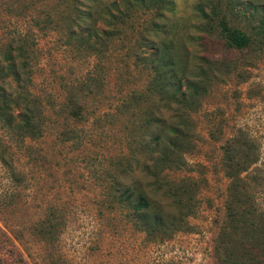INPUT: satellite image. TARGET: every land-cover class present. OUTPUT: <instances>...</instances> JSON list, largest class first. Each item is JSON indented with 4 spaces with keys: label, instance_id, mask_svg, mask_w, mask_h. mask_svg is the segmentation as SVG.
I'll return each mask as SVG.
<instances>
[{
    "label": "rangeland",
    "instance_id": "rangeland-1",
    "mask_svg": "<svg viewBox=\"0 0 264 264\" xmlns=\"http://www.w3.org/2000/svg\"><path fill=\"white\" fill-rule=\"evenodd\" d=\"M97 3L112 5L114 12L126 4L0 0V107L12 116L10 124L0 116V264H221L218 248L230 223L222 146L246 136L261 154L252 173L264 172V0H174L175 18L161 41L175 52L188 84L183 91L206 89L201 98L189 96L199 98L200 108L190 114L194 135L181 143L187 162L182 171L157 164L148 147L158 142L138 135L142 105L119 111L123 98L144 88L146 71L133 56L149 46L139 39L142 32L152 37L156 11L136 4L128 23L118 24L117 37L81 44L91 24L79 22L81 12L96 10ZM220 21L245 32L250 45L229 49L219 36ZM97 25L103 29L105 22ZM93 46L102 54H94ZM24 62L30 75L19 73L18 80L11 70ZM92 77L100 82L78 102L84 118L69 117V92ZM27 105L40 114V137L19 122ZM69 132L72 139L64 140ZM121 159L134 163L121 170ZM135 164L155 168L162 181L200 179L199 206L183 233L168 239L148 235L127 209L111 203L110 176L147 180L140 168L133 172Z\"/></svg>",
    "mask_w": 264,
    "mask_h": 264
},
{
    "label": "trees",
    "instance_id": "trees-1",
    "mask_svg": "<svg viewBox=\"0 0 264 264\" xmlns=\"http://www.w3.org/2000/svg\"><path fill=\"white\" fill-rule=\"evenodd\" d=\"M88 1L93 3L95 0ZM125 2V10L114 12L111 9L112 5L97 3L96 10L89 7L84 13L81 12L83 17H80L79 22L86 25L85 21L89 20L91 24L86 25L90 31L87 36L89 38L80 35L79 41L81 44L89 45L93 37H95L94 44L114 39L120 32L118 24L128 23L127 20L131 17L136 4L141 5L145 11L151 9L156 11L154 21H159L152 24V37L142 32L139 39L140 42L149 46L141 47L142 51L133 56L136 67L141 66L142 70L146 71L144 88L132 91L127 98H123L119 111L123 115L135 109L136 106L142 105L140 108L143 110V119L138 135L158 142V144L152 142L153 144L148 147L150 152L156 155L157 164H164L166 169L170 170H185L187 162L181 143L194 135L190 114L200 108L199 98L190 100L189 96L201 98L206 89H191L190 93L183 91L184 86L188 84L180 70L177 57L174 56L175 52L168 50V47L165 48L161 41L169 33L166 29L167 24L175 18L174 0H125ZM163 20L164 23L161 24ZM100 21L105 22L103 29L98 28L97 24ZM217 27L220 30V39L229 49L243 50L250 45V37L240 29L229 27L225 21H220ZM26 40L27 38H23L18 41L23 43ZM187 40L189 41V37ZM191 40L192 37H190ZM90 48L94 54H102L99 47ZM12 49L13 46L10 51L7 50L5 59L10 60L9 56L6 58V55L11 54ZM3 70L4 66L0 61L1 76H3ZM19 73L30 75L28 63L24 62L19 70H11V75L18 80ZM99 82V77H92L88 83L73 88L69 92L64 105L69 117L76 120L84 118L82 106L78 102L82 95L93 92V83L97 86ZM147 105H150L149 109H146ZM7 112V107H0V116L6 118L10 124L12 116ZM18 119L23 126H31L30 134L33 137L42 135L40 114L35 111V107L32 105L22 107V113ZM68 134L70 136L65 137L64 140L72 139V133ZM210 136L219 141L216 139L219 137L212 131ZM245 137L230 139L222 146L221 163L226 178L230 180L228 190L225 191L224 209L230 223L227 230L222 233V241L218 248L221 264H264V172L255 168L252 173L251 169L261 161L260 148L244 141ZM136 156L137 154L132 156L133 160ZM133 163V161L127 163L121 159L116 165L122 170ZM136 168L145 172L146 181L140 182L132 177L131 183L124 182L128 175L122 178L115 175L109 177L111 183L108 185L110 190L108 197L111 203L127 209L128 214L139 225L138 228L148 235L159 234L161 239H168L174 233H183L188 226V219L194 218L199 206L197 194L201 189L200 179L185 177L180 181H172L164 177L162 181L161 172L156 171L155 168L147 164L141 167L135 164V168L131 169L137 172Z\"/></svg>",
    "mask_w": 264,
    "mask_h": 264
}]
</instances>
